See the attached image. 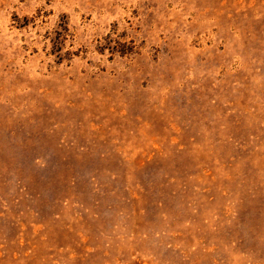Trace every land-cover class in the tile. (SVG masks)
I'll list each match as a JSON object with an SVG mask.
<instances>
[{"label": "rangeland", "instance_id": "374dc122", "mask_svg": "<svg viewBox=\"0 0 264 264\" xmlns=\"http://www.w3.org/2000/svg\"><path fill=\"white\" fill-rule=\"evenodd\" d=\"M0 264H264V0H0Z\"/></svg>", "mask_w": 264, "mask_h": 264}]
</instances>
